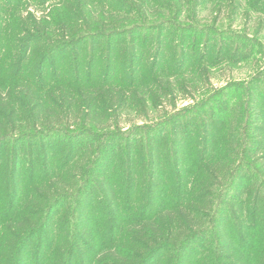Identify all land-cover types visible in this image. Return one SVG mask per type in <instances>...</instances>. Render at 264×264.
<instances>
[{"label": "trees", "instance_id": "trees-1", "mask_svg": "<svg viewBox=\"0 0 264 264\" xmlns=\"http://www.w3.org/2000/svg\"><path fill=\"white\" fill-rule=\"evenodd\" d=\"M49 1L0 0V264H264L261 100L119 123L202 68L164 34L191 0Z\"/></svg>", "mask_w": 264, "mask_h": 264}, {"label": "rangeland", "instance_id": "rangeland-1", "mask_svg": "<svg viewBox=\"0 0 264 264\" xmlns=\"http://www.w3.org/2000/svg\"><path fill=\"white\" fill-rule=\"evenodd\" d=\"M51 2L54 1H49L47 5L49 6ZM230 2L231 0H191L188 5L190 8L189 10L187 8L186 12L189 13V17L182 18L186 21L181 23L183 31L177 30L172 33L164 31V34L174 37L175 43L181 38L183 41L186 39V53L192 54L195 60L199 59L202 68L192 75L191 71L187 72L188 77L174 81L170 87L158 89L157 94L152 96L155 103L152 104L148 100L145 104L147 112H142L141 105L136 102L137 105L132 111L128 114L123 113L119 118L122 128H129L134 124H150L164 119L165 115L170 117L185 115L186 121L167 124L155 134L167 137L169 128L177 130L183 124L190 130L199 131L205 128L208 130L207 127H202L201 123L208 125L213 119H217L215 115L212 119L213 112L217 114L218 109L225 108V111L239 114L241 111L232 110V107L237 105L246 107L245 99L252 102L249 113L260 103L257 100L264 104V13L257 10L264 4V0H236L232 6L234 8L228 5ZM196 27L204 32L199 34L197 40L190 30ZM236 100L238 103L233 106ZM227 105L231 109H226ZM192 107L199 109L207 107V113H195V117L191 118L189 110ZM242 113H245L244 109ZM144 115L149 119H144ZM196 119V124H187ZM230 125L233 135L236 130L240 132L237 125L234 123ZM263 131L264 126L259 122L252 132L255 150L252 157L256 160L264 158ZM218 132L221 133V129H218ZM227 149V154L231 153L232 156L239 150L234 140L229 143ZM236 184L241 187L244 180L238 179ZM242 189L235 192L238 199H244L248 195L242 192Z\"/></svg>", "mask_w": 264, "mask_h": 264}]
</instances>
